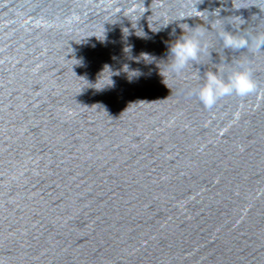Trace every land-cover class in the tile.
<instances>
[{
    "label": "water",
    "instance_id": "1",
    "mask_svg": "<svg viewBox=\"0 0 264 264\" xmlns=\"http://www.w3.org/2000/svg\"><path fill=\"white\" fill-rule=\"evenodd\" d=\"M180 25L211 47L173 75ZM224 29L264 0H0V264H264V50ZM238 63L256 92L206 108Z\"/></svg>",
    "mask_w": 264,
    "mask_h": 264
},
{
    "label": "clouds",
    "instance_id": "2",
    "mask_svg": "<svg viewBox=\"0 0 264 264\" xmlns=\"http://www.w3.org/2000/svg\"><path fill=\"white\" fill-rule=\"evenodd\" d=\"M181 29L183 30V34L169 45V68L167 71H170L173 75L182 74L189 64L198 62L208 51V48L211 47L207 41V30L199 26L192 27L190 25L187 28L181 27ZM173 34H175V30ZM218 34L225 50H247L253 53L264 50V33L242 36L224 29ZM145 56L147 55L145 54ZM106 69L111 70V68L106 66L95 85H99L104 81ZM220 71V69H217L204 73L205 82L199 88L197 96L206 108L212 109L218 100L225 96L237 95L244 98L256 92L258 87L257 82L253 78L251 69L245 67L243 63H238V66L228 75L227 79L220 74ZM127 72L130 79L137 76L130 77V73H135V71L129 68ZM112 76L110 77L112 83H104L102 87L96 88L103 90L106 87L112 86L114 83ZM163 76L166 78L165 75ZM166 79L165 83L167 84Z\"/></svg>",
    "mask_w": 264,
    "mask_h": 264
}]
</instances>
